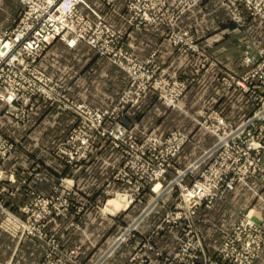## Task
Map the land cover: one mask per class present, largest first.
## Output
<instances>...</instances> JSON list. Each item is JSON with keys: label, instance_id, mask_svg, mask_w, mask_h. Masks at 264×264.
<instances>
[{"label": "built area", "instance_id": "1", "mask_svg": "<svg viewBox=\"0 0 264 264\" xmlns=\"http://www.w3.org/2000/svg\"><path fill=\"white\" fill-rule=\"evenodd\" d=\"M93 1L104 7L107 14L118 16L134 30H141L148 24L162 28L164 33L172 28V17L191 4L190 0H179L173 5L167 0ZM218 1L231 13L239 27L251 19L264 22V0ZM19 2L21 8L12 25L0 28V104L8 108L7 113L14 109L20 114L22 124L37 100L70 113L73 120L66 136L51 150L53 160L64 170L58 182L48 194L34 189H29L26 194L25 189L24 193L30 199L18 210H13L9 204V197L14 195L8 183L13 176H2L3 166L15 153L16 147L0 133V230L20 242L37 240L43 247V255L36 264H84L77 255L81 249H64L62 242L65 236H49V228L67 217L70 211L77 215L85 213L84 206L77 207L80 194L73 176L108 146L116 154V163L112 165L99 158L112 168V174L98 190L101 194L128 198L123 211L138 205L143 208L128 224L125 235L117 239L119 244L94 264H101L123 242L132 240L148 219L161 207H166L165 201L171 197H174L173 204L165 208L142 246L148 245L154 250V239L170 235L180 249L173 257L159 253L164 263L195 264L198 253L203 250L200 233L204 215L201 216L200 211L207 213L238 186L250 187V183L257 179L264 181V92L260 91V87L264 89V48L258 50L257 55V51L245 53V68L241 70L244 76L235 79L225 70L218 77L222 93L219 90L216 95L214 110L204 114L198 112L190 117L199 129L213 138V142L199 147L196 157L181 166V158L193 143L191 134L176 129L167 134L146 131L138 135L137 129L125 126L122 120L129 110L139 106L150 95L170 110H182L180 104L187 92L211 62L204 60L192 79L169 75L155 57L141 59L125 51L123 34L108 22L107 14L100 13L88 0ZM164 33L163 36L167 35ZM169 40L175 42L178 51L190 56L202 52L195 35L176 31L171 32ZM57 41L71 47L84 43L128 76L127 84L112 108L78 102L58 79L41 69L44 54ZM184 47L191 52L184 51ZM229 77L233 81H229ZM232 93L243 97L242 100L238 98L240 102L247 101L252 105L251 111L238 122L228 119L225 106L218 105ZM27 174L39 178V164H34ZM25 185L26 181L22 180L21 186ZM150 190L156 193L149 200H144ZM247 215L250 214L246 213L244 217ZM52 237L56 239L50 241ZM221 245L217 250L221 263L254 264L264 250V224L255 220L240 223ZM150 263L151 259L144 252L136 253L125 264Z\"/></svg>", "mask_w": 264, "mask_h": 264}, {"label": "crops", "instance_id": "2", "mask_svg": "<svg viewBox=\"0 0 264 264\" xmlns=\"http://www.w3.org/2000/svg\"><path fill=\"white\" fill-rule=\"evenodd\" d=\"M88 1L93 3V5L95 4L93 0ZM0 2V28H3L11 24L18 11L19 2L18 4L16 3V0H0ZM13 4H16L15 10L11 6ZM120 5V11H122V4ZM99 9L104 14H107V11L104 7H101ZM108 15L109 14H107V17ZM110 16L114 25L123 33L127 34V46L128 48H133V46L136 47L135 52L137 53V55L141 57H146L151 53V51L157 48L160 50V53L158 55L159 62L164 67L167 66L172 71L183 73L184 75H187L189 72H191L192 69H194L198 65L196 58L187 59L182 63V57L179 54H176L170 44L166 40H164L162 36V28L146 26L143 27L141 31H136L134 29H130L126 25V23L118 16ZM183 22L184 24L195 23L198 33L202 37V40H204V43L207 42V40L209 39L220 38L219 41L211 43L208 49H210L211 52L216 51L218 48H220V50L224 49L220 52V56L218 54H215V58H217V60L220 61L222 64H229L231 66H233L234 63H239L238 69L242 68V64L239 61L241 57L240 43L238 39L240 37V33L234 31L233 24L231 23L229 17L227 16L226 12L220 7L216 0L205 1L194 11L188 13L185 16ZM247 31L251 35H255L259 40L264 41V22L254 19L249 20ZM49 49V52L45 54V57L40 62L41 69L51 75L54 74L61 78V80L66 83V86L68 85L67 87H70V95L75 100L86 102L89 105L99 108L110 107L115 102V99L119 94L118 91L121 90L119 89V86L121 87V82L124 84L126 83V76L119 69H117L115 66L110 65L107 61H104L105 59L97 57L96 54L89 47L84 46L83 44H79V46L75 48H70L64 43L57 41ZM71 55L77 58V61H75L76 63L79 64L81 61H85V64L79 66L76 63H73L74 60L70 62L69 57H71ZM63 61H67L68 63H65ZM63 65H66L65 70H63L62 68ZM208 70L214 73V75L216 74V72H214V69ZM208 70H206L202 74V76L199 78L198 83L201 84L200 86H203V88L206 87V89L203 90V92L198 88L197 92H192V90L189 92V94L186 95L183 100L185 102L186 109L190 110L192 113L198 111L197 109L200 108L201 102L204 101V99L201 100L202 98H206V96L212 95L213 92L217 90V88H219V82L216 77L212 78V80H207L208 78L206 77V73ZM94 71H98L97 73L100 74L99 79L101 78V74L103 75L102 82H104L105 84L104 87L110 84L109 81L116 80L119 85L118 88L114 87L115 89H112L109 94L102 92V96L105 95V97H100L98 99L91 98V85H89V81L87 82V78H89L91 73H93ZM62 72H66V74H64V76H59L58 74H61ZM70 72H73L72 79H69V75H67ZM78 85L82 87L81 92L79 93H77L76 91L78 90L75 89ZM239 100L238 95L231 94L229 97H224L222 100L219 101V103L220 105L223 104L225 106L227 114H231V112L238 111V115L242 113H247V111H249L247 110V108L239 107L241 104ZM189 102L190 104L191 102H196L198 104L197 106L192 108L188 105ZM157 103L158 102L152 97L145 99L140 105V110L137 111L139 112V115L135 114L136 110L129 111L126 117L124 118V123L128 125L132 122L138 121L141 124L142 129L148 130L153 127L160 128L161 122L156 123L155 126H152V124H149V126L143 125L145 119L149 118L152 115ZM169 113H171V111L165 110V112L160 113V115L157 116H163L162 119H164L167 117L166 114ZM183 116H185V118H187L189 122H191L190 117H187L186 115ZM72 120L73 117L70 115V113L57 108L49 107L40 100L34 102V105L32 106V109L27 116L26 122L23 124L13 121L12 118L9 116H3L2 111L0 112V128L4 126V130H7L8 132L14 135H19L20 133H22L23 138L20 140L21 144H27L28 146L30 145L32 151H35L37 153H44L48 150H51L56 145H54V143L58 139L62 137L64 138L68 132ZM200 132L202 131L199 128L195 129V131H192L193 136H196V140H198V138L200 137ZM201 135L206 136L207 134ZM194 141L191 145L187 147L180 162L188 159L186 158L187 156L191 157L193 151L191 152L190 150L194 149V146L195 148L197 146V143ZM212 142L213 138L211 137V141L208 145H210ZM197 148L199 147L197 146ZM34 155L28 156L27 154H21L16 152V158L9 159V161L5 164V169L9 170L13 168V170L16 171L15 184H20V193L24 194L22 195L24 199H20V202L29 199V196L25 195L24 193L25 190L21 187V180L26 177V171L34 165V163L32 162V160L34 159ZM95 158L96 159H94L92 163L88 164L78 174V178L80 177L79 180L87 181L93 186V190L90 192L92 197L91 199L93 200L97 199L99 195L101 196V193L98 188H102L112 174V168L103 161L99 160V158L105 159L112 165H114L116 163V154L111 147L107 146L102 150L100 154H97ZM52 159L50 162L51 165L48 166L44 165L43 163H39L41 172L40 182L38 184H35L32 183L33 180H31L30 183L35 186L37 190L41 193H44L43 191L49 190L54 184V180L58 179L62 171H64L62 167L59 166ZM253 189H257V192H255ZM81 198L85 202H89L90 199V197L86 196H81ZM18 202L19 201H17V203ZM90 202L92 201L90 200ZM215 205L216 206L213 209L207 212V216L205 217V220L202 223L204 231L208 227V231L211 232V235L206 234L208 240L217 241L219 238H221L220 236L226 232L227 228L230 229L234 225L230 218L225 220V217L221 215L223 213L222 209L225 212H229V216L234 215L235 212L238 215V213L250 209L251 211H254L256 219L264 224V181H262L261 179L252 181L250 183V190L246 187H238L234 192L229 193L226 196L225 201L223 199L221 201H218ZM92 210L94 212V209ZM103 210L104 212H106L105 208ZM161 210H163L164 213L165 209ZM130 211L122 215L119 219H122L123 221L125 218H127V215L130 213ZM204 214H206L204 213V210L200 211L201 216ZM88 218H85L82 221L84 227H87L88 224H90L91 222L93 224H95V222H100L96 224L99 227H101V225H103L102 227H104L107 224L102 223V219L99 218L100 220H98V218H95L94 216H92L91 220ZM159 218V215L156 217L152 216L140 227V231L138 233H142L143 230L147 232L150 231V229L154 226L155 222ZM112 223H114L113 226L116 224L113 220ZM55 227L56 225H54V227L52 228ZM213 227L215 230L213 229ZM215 231H218L219 233L216 235L217 237L215 236L214 239H211V237H214L212 233H214ZM203 239L204 243H207L205 235H203ZM93 240L96 239L93 238ZM30 241L31 239L23 241L20 247H24ZM32 241H36L34 243L38 246L37 240ZM12 242L15 245V242L0 230V247L2 249V254H5L4 258L6 259V261H8L10 257V246ZM154 242L156 247H165V253L172 252L176 248V241L170 235H167L164 238H156ZM150 256L152 257V261L150 264H162L159 258H155L153 254H151ZM121 261L119 264L123 262ZM255 264H264V250L261 256L255 262Z\"/></svg>", "mask_w": 264, "mask_h": 264}, {"label": "rangeland", "instance_id": "3", "mask_svg": "<svg viewBox=\"0 0 264 264\" xmlns=\"http://www.w3.org/2000/svg\"><path fill=\"white\" fill-rule=\"evenodd\" d=\"M16 1H17L16 3L18 4L19 0H16ZM167 1L169 3H172V5H173V4L177 3V1H179V0H167ZM200 1L201 0H199V1L197 0V1L193 2V0H190L189 1V2H191L190 5L184 6V9H183L182 12H179L177 16L172 17V20H171V23H172L171 27L172 28L167 30V31L165 30V33H167V35H165V36L162 35L164 40H166L170 44V46L172 47L173 51L176 54H179L182 57V59H183L182 63L184 61H186L187 59L196 58V60L198 62V65L194 69H192L191 72H189L187 75H184L183 73H178L176 71H172L167 66L164 67L158 60V55L160 53V50L157 49V48H155L153 51H151V53L148 56H146V57H141V56L137 55V53L135 52L136 51V47H134V46H133V48L129 47L130 48L129 49L128 46H127L128 45L127 44L128 43L127 42V34L123 33L121 30H119L114 25V23L112 22V19H111V16H110V15H112V13H110L108 15L107 20H108V22H111V24L115 27V29L119 30L123 34L122 36H124V43H125V49L124 50L125 51H127L129 53H132L133 55H135L136 57L141 58V59H147L149 57H155L157 63L161 65L160 67L165 69L169 75H177V76H179V77H181L183 79H192L195 76V73L198 72V70H196V69L200 68L204 64V62H205L204 60L208 59V61L211 62V64H207L206 67H205L206 69L203 68L204 70L199 73V76L196 79L195 85L189 89L187 94H189V92L192 91V90H193L192 92H197L198 89H200L203 92V90H205L206 87L203 88V86H200L201 84H198V83H199V78L202 76V74L206 70L214 69V72H216V74L214 75V73H212L210 70H208L207 73H206L207 74L206 77L208 78L207 80H212V78H215V77L218 79V77L220 75H222V72H224L225 70H226L227 74L230 73V74L233 75V77L235 79H238V78L244 76V74L241 73V70L245 68L244 67V65H245V56H246L245 53L247 51L256 53V51H257V53H256V55H257L258 54V50L264 48V41L259 40L255 35H251L247 31V26L249 24V21H245L244 26L243 27H239L238 24L236 23V21L234 20V17L232 18L231 13L226 11V9L221 5V3L218 0H216L218 2V4L220 5V7L226 12L227 16L229 17L231 23L233 24L234 31L240 33V37L238 39H239V43H240V54H241V57H240L239 61L242 64V68L238 69L239 63H234L233 66H231L229 64H222L220 61L217 60V58H215V54H218L220 56V52L222 50H224V49L220 50V48H218L216 51H212V52L210 51V49H208V47H209V45L211 43H214L215 41H219L220 38L209 39V40H207V42L204 43V40H202V37L198 33V30H197V27H196L195 23L184 24V22H183L185 16L188 13H191L198 6L202 5V3H204L203 1H202V3ZM0 4H1V2H0ZM11 6L15 10L16 4H13ZM94 7L100 13L103 14V12L99 9L101 7L98 8V4L97 3L94 4ZM20 8H21V6H20V2H19V8H18V11H17L16 15L19 13ZM16 15H15V17H16ZM15 17H14V19H15ZM89 17L96 21V19L93 18L92 15H89ZM14 19L12 20V22H11V24L9 26L12 25ZM9 26L3 27V28H7ZM146 26H150V25L145 24L144 27H146ZM128 27L130 29H132L130 26H128ZM154 27H157V26H154ZM141 30H136V31H141ZM176 31H179L180 33H187L188 36H191V35L194 36L195 35L199 39L197 42H200V47L202 48V52L204 54L201 52V54H196V55L190 56V55H188L186 53L178 51L176 49V47H175V42L169 40L170 36H171V32H176ZM163 33H164V30H163ZM60 42H62L65 45H67L63 41H60ZM79 44H82V43H78V44H76L73 47L68 46V45L67 46L70 47V48H75V47H78ZM83 45L87 46L84 43H83ZM184 48L187 49V50L184 49V51H190L191 52V50L189 48H187V47H184ZM47 52H49V51L47 50L45 54H47ZM45 54H44L43 58L45 57ZM96 56L99 57L98 55H96ZM69 59H70V62H72L74 60L73 63H76L75 61H77V58L75 56H72V55H71V57H69ZM104 61H107L110 65L115 66L117 69H119L111 61H109V60H104ZM63 62L68 63L67 61H63ZM76 64L79 65V66H82V65L85 64V61H81L79 64L78 63H76ZM180 64H181V62H180ZM219 67H221V68H219ZM62 68H63V70H65L66 65H63ZM120 71L126 76V83L124 84V83L121 82V87L118 85L116 80H114V81L112 80V81H109L110 84L106 85L105 86L106 88H105L104 87L105 84H104V82H102L103 75L101 74V78L99 79L100 74L97 73L98 71L97 72L94 71L95 73L94 72L91 73L90 77L87 78L88 79L87 82L89 81L90 82L89 85H91V94H90L91 98L98 99L100 97H105V95L102 96V92H105V93L109 94V92H111L112 89L113 90L115 89L114 87L118 88V86H119V89H121V90L118 91L119 94L117 95V98L115 99V102L110 107H107V108H104V109H110V108H112L114 106V104L118 100V97H119L120 93L122 92V90L124 89L125 85L127 84L128 76L122 70H120ZM44 72H46V71H44ZM47 74H49V73H47ZM64 74H66V72H62L61 74H58V75L59 76H64ZM49 75H51V74H49ZM67 75H69V79H72L73 72H70ZM51 76H53L54 78L58 79L61 82V84L64 85V87H66V88H68L70 90V87H67L68 85L66 86V83H64V81H62L61 78H59L57 75L53 74ZM229 81H233V80L230 79V77H229ZM218 82H219V80H218ZM220 82H219V88H217V90H215L212 95H208V96H206V98H202L201 100L204 99L203 102H201V100H200L201 106H200V108L197 109L198 111H196L195 113L194 112L192 113L190 110L186 109L184 101H182V103L180 104V108L182 110H170L161 101H158L155 96H153V95L148 96L147 98L152 97L158 103H157L156 108L153 111L152 115L149 118L145 119V121L143 122V125L144 126H149V124L150 125L152 124V126H155L156 123L161 122L160 128L153 127L151 129H148V130L142 129L141 124L138 121L132 122V123L126 125L124 123V118L126 117L127 114L123 117L122 122L127 127L133 126L135 129H137L138 130V135H140V134H142V132H146V131H154V133H156V134H167V133L171 132L172 130H176L177 129V130L185 131L187 134L189 133V134H191L193 136L192 131H195V129H197L198 126H197L196 122L193 121L191 118H190L191 122H189V120L187 118H185V116H183V115H186L187 117H192V116H195L198 112H199V114H201V113L204 114V112H208L209 113L212 110H214V107L217 105L216 104L217 101L215 99L216 95L219 92V90H220V93H222L221 92L222 90L220 89ZM78 86L75 88V89L78 90V91H76L77 93L81 92V88H82L80 85H78ZM260 91L264 92V89L262 87H260ZM233 94L234 93H232V95ZM238 98L240 100L243 99V97H241L240 95H238ZM78 102H81V101H78ZM83 103H86V102H83ZM240 103L241 104H240L239 107L247 108V110H249V111H247V113H242L240 115H238L239 111L238 112H231V114H227L226 113L225 115L228 117V119H232L231 121L238 122V121L242 120L251 111L252 105H251L250 102L246 101L245 103H242V102H240ZM246 103H248L249 105L246 104ZM141 104H142V102L140 103V105ZM197 104L198 103H196V102H191V104L189 102L188 105L193 108V107L197 106ZM140 105L135 107L134 109H131V110H136L135 114L139 115V112H137V111L140 110ZM218 105H220V104H218ZM0 107H1L0 112L2 111V115L3 116L4 115L5 116H9V117L12 118L13 121H15L17 123H21V121H19L20 120L19 119L20 118V114L15 113L14 109L8 110L9 112L7 113L6 111H7L8 108L4 104L1 105ZM164 109L166 111H171V113L166 114L167 117L162 119L163 116L159 117L157 115H160V113L165 112ZM131 110H129V111H131ZM3 127L4 126H2L0 128V133L3 135V137H5V139L10 141L12 143V145L16 147L15 153H13L12 156H10L8 158V160L5 162V164L9 161V159H12V158L15 159L16 158L15 157L16 152L17 153H21V154H27L28 156L29 155L32 156L35 153H37L35 151H32L30 145L28 146L27 144H21L20 140L23 138V134L22 133H20L19 135H14V134H11L10 132H8L7 130H4ZM200 130L202 132H204L202 129H200ZM202 132H200V133L206 135L205 132L204 133H202ZM201 134H199L200 137L198 138V140L195 139L196 136L195 137L191 136V137H192L193 141L195 139L194 142L197 143L198 147L203 148V147H206L210 143L211 137H209L207 135H206L207 136L206 137V136H203ZM13 136H15V137H13ZM62 139H63V137L58 139L54 143V145L55 144L57 145V143H59ZM197 146H196V148L194 146V149L190 150L191 152L193 151L191 157L187 156L186 158H188V159H186L185 161H182L181 162V166L182 165H186L187 163H189V161L193 160L196 157V154L198 153V151H200L197 148ZM51 150H48L47 152H44V153H39L38 152L37 154L34 155V157H33L34 159L32 160V162L34 164L43 163L46 166L51 165L50 162H51V159L53 158ZM5 164L3 166V172H2L3 174H2V176L7 177V174H10L11 176H13L11 178L13 180H10L9 183H8L10 185L9 187L12 190L13 195H14V196H10L9 197V202H10L9 204H10V206H11V208L13 210H18V207H20L26 201L28 202V200L20 202V199L21 200L24 199L22 197V195H24V194L20 193V184H15L16 183L15 182L16 181V178H15L16 171H14L13 168H11L9 170L5 169ZM263 165H264V162H263ZM30 168H32V167H30ZM27 173H28V170L26 171V174H25L27 179H22V180L26 181V185L25 186H21V187L24 190L26 189V194H27V191L29 189H31V190L34 189V190L38 191L37 188L35 186H33L32 184H30V183H31V180H33L32 183L38 184L40 182L41 178L40 177L39 178L32 177L31 175L29 176ZM73 178L76 179V181H77L78 191H79V194H80V197L77 200L78 202H76L78 204L77 207L84 206L85 209H86L85 213L81 214V215H77V214L74 213V211H70L68 213L67 217L57 221V223L55 224L56 225L55 228H52V227L49 228V231H50L49 236H53V237H56V238L57 237H61V236H65V240L62 242L63 246H64V249H67V250H76V249H78V251L81 249L80 252L77 255L82 259V262L84 264H94L97 260H99L101 258L102 259L105 258V256L108 253H110L112 251V249H114L116 247V244H119V241L117 239L119 237H122V236L125 235L126 228H127L128 224L132 221V219L135 217V215L143 207L138 205L135 208H131L132 210L131 209H128L127 211L119 210L118 212H116V214H111V213L109 214L107 211L104 212V210H103L105 208L104 205H106V202L108 203L109 201L114 200V198H115L114 194H110L109 195V194H104L103 193L100 196L99 193H98L99 197L97 199L93 200V199H91L92 197H91V193H90L93 190V186L87 181L79 180L80 177L78 178V175H74ZM54 181H55L54 182V184H55V183L58 182V179H56ZM53 185L51 186V188L53 187ZM24 187H26V188H24ZM238 187H244V186H238ZM245 187L250 190V187H247V186H245ZM51 188L49 190L43 191L44 192L43 194L50 193ZM254 191L257 192V189H255ZM155 193H156L155 190H150L149 196L146 195V199L144 198V200H149L150 199L149 197L154 195ZM81 196L90 197L89 202L88 201L85 202L84 200H82ZM226 196L224 197V201L226 199ZM171 198L172 199H166L165 202L167 204L164 205L166 207H161L160 209H165L169 205H171V203L173 204L174 197H171ZM127 199L128 198H126L125 200H127ZM90 200L92 202H90ZM17 201H19V202L17 203ZM127 205H128V202H127ZM215 206L216 205H214L211 209H213ZM92 209H94V212H93ZM82 210H83V208H82ZM129 211H130V213L127 215V218H125L123 221H122V219H119L122 215L128 213ZM222 211H223V213L221 215L225 217V220L230 218V220L234 223V225L230 229L227 228L226 232L223 233L220 236L221 238H219L220 240L218 239L217 240L218 242H217L216 240L213 241V240H208L207 239V235H211V232L208 231V227L204 231L203 224H202L201 225V233H200V235H201V238H202L201 240L203 242L202 243L203 244V250H201L198 253L199 254L198 255V259H197L195 264H224V263H221V261L219 260L218 251L217 250L219 249L220 246H222L221 244L223 243L225 237L229 234V232L232 231V229L236 225H238L240 223H244L245 224V223H248V222H251V221H254V220L258 221L256 219L255 215H254V211H251L250 209L242 211L241 213H238V215L235 212V214L232 215V216H229V212H225L223 209H222ZM162 213H163V210H160L156 215H154V217H156L158 215L161 216ZM246 213H249L250 215H247L246 217H244V214H246ZM92 216H94L95 218H98V220L102 219V223H107V224L104 227H102L103 225H101V227H99L96 224H98L100 222H95V224H93L91 222L90 224H88L87 227H84L83 224H82V221L85 218H88V217H89L88 219L91 220ZM206 216H207V213L204 214V216L202 217L203 220L201 221V223L204 222ZM112 220L116 223L114 226H113L114 223H112ZM110 221H111V224H110ZM72 223H73V225H71ZM76 226H78V227H76ZM213 229H214V227H213ZM139 231H140V229L136 232V235H134V238L132 240L130 239L128 242H126V241L123 242V244L120 245L111 256H109L107 259H104L101 264H119L121 260L123 261V262L121 261L122 262L121 264H125L126 262L128 263L129 260L132 258V256L135 255L136 253H142L143 254L144 252H145V255H147L149 257V259H151V261H152V257L150 255L153 254V256L155 258H159V260H161L162 264H165L164 260L162 259V257L158 256L159 253H161L163 256L173 257V256L176 255V253L180 249V246L176 243V248L172 252L165 253L166 252L165 251V249H166L165 247L164 248L163 247H156L155 242H154L155 239L153 240V248H154V250H152L150 248V246H148V245L142 246L144 241L146 239H149V236H150L149 232L150 231L147 232V231L143 230L142 233H138ZM3 233H5V232H3ZM218 233H219L218 231H215L214 233H212V235L214 237H211V239H214L215 236ZM5 234L8 237H10L15 242V245H14L13 242L11 243V246H10V257H9L8 261H6V259L4 258L5 254H2V249L0 247V264H36V263H38L40 261V259L42 258V255H43V247L38 243V241H37L38 246L34 243L36 241H32L33 239H31L30 242H28L24 247L21 248L20 246H21V243L23 241L20 242L19 239L13 238L7 233H5ZM203 235L206 236V241H207L208 245H207L206 242H205L206 244L204 243ZM53 237L50 239V241H54L56 239V238L54 239ZM93 238H95L96 240H93ZM139 242H141V243L139 244ZM79 246H81V247H79ZM16 257H17V259H16Z\"/></svg>", "mask_w": 264, "mask_h": 264}, {"label": "bare ground", "instance_id": "4", "mask_svg": "<svg viewBox=\"0 0 264 264\" xmlns=\"http://www.w3.org/2000/svg\"><path fill=\"white\" fill-rule=\"evenodd\" d=\"M123 195H118L114 198V200H111L107 203L105 207V211L111 214H116L119 210L125 209L127 207V200L123 198Z\"/></svg>", "mask_w": 264, "mask_h": 264}]
</instances>
